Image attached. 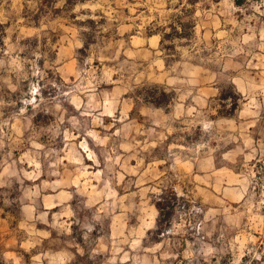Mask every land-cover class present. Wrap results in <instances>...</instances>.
Returning a JSON list of instances; mask_svg holds the SVG:
<instances>
[{"label": "rangeland", "instance_id": "obj_1", "mask_svg": "<svg viewBox=\"0 0 264 264\" xmlns=\"http://www.w3.org/2000/svg\"><path fill=\"white\" fill-rule=\"evenodd\" d=\"M0 24V215L17 237L32 202L39 250L79 251L71 264H264V0H0ZM137 49L216 75L207 112L154 125L142 108L174 92ZM161 123L218 170L175 171L151 144ZM12 248L0 264L32 263Z\"/></svg>", "mask_w": 264, "mask_h": 264}, {"label": "crops", "instance_id": "obj_2", "mask_svg": "<svg viewBox=\"0 0 264 264\" xmlns=\"http://www.w3.org/2000/svg\"><path fill=\"white\" fill-rule=\"evenodd\" d=\"M156 39V43L159 42V38L155 35L149 36L147 41ZM158 44V43H157ZM155 49V47L153 48ZM147 54L152 59L153 72L150 76V80L154 85L167 88V91L174 92V96L171 98L170 104L167 106L168 110L159 108H142L143 114H149L152 116V123L155 125V118H160L165 121L179 122L184 119H190L191 117H201L202 114L207 112L209 103L217 97L219 89L217 87V76L210 75V81L205 77L206 74L199 75V78L192 77V72L189 71L191 67L185 66V64H177V71H169V67L165 65V62L159 58H154V50L137 49L131 52L133 57L142 56ZM186 70L188 71L186 73ZM204 79V80H203ZM149 80V75H145L143 72L137 73L134 76L133 82L137 86L145 81ZM192 86H194L192 88ZM132 102V101H131ZM133 106V102L130 103ZM131 111V109H129ZM154 117V118H153ZM225 124H230V121L224 120ZM247 123V122H246ZM164 123L157 124L160 130L157 136L152 139L153 149L159 145L165 144L168 147V151L175 157L172 161L175 171H217L218 167L214 166L215 163L212 157H208V154L204 148H202V141H196L195 149L192 155L190 153L189 143L184 140L183 136L172 135V132L164 131ZM195 128L202 130L204 128V122L198 120L195 124ZM252 126V125H251ZM156 131V130H155ZM241 136V134H239ZM227 154L222 155V159ZM1 174V173H0ZM38 205V204H37ZM36 203L29 202L25 205L27 211H32V217L28 219L25 217L23 226L18 228L25 230V237L19 238L16 236V231L9 228L7 222L8 216L0 215V244L6 248L18 247L23 248L24 252L30 253L32 263L31 264H71L76 256L79 255V251L71 249H63L60 251H47L39 250L45 240L51 236L50 230L46 235H42L41 230L37 227V222L33 221V217H37ZM57 206V203H53L50 207H45V203L42 202V208L50 213ZM38 215V214H37ZM34 222V223H33ZM13 250V248H12ZM35 251V252H34ZM7 253L10 252V250ZM39 256V259H36Z\"/></svg>", "mask_w": 264, "mask_h": 264}, {"label": "trees", "instance_id": "obj_3", "mask_svg": "<svg viewBox=\"0 0 264 264\" xmlns=\"http://www.w3.org/2000/svg\"><path fill=\"white\" fill-rule=\"evenodd\" d=\"M80 2H84V1H86V0H79ZM235 4L238 6V5H240V0H235ZM177 23H178V25L179 26H181V28H184V27H188L189 25L186 23V24H184V23H181L180 21H177ZM170 29L173 31V32H176L175 31V27L174 26H172V24L170 25ZM150 35H155L156 33L154 32H150L149 33ZM3 35H4V25H1L0 24V42L2 41V38H3ZM163 39H164V37H162L161 38V44L163 43ZM166 48H171V47H166ZM155 89H157V88H155ZM160 96H161V98H162V100H165L166 99V93H165V91H161L160 92ZM146 100V99H145ZM147 102H149V103H151V104H153L154 106H156V107H158L159 105H156L155 103L156 102H154V101H148V100H146ZM155 206H156V208L160 211L161 210V204L158 202V203H155Z\"/></svg>", "mask_w": 264, "mask_h": 264}]
</instances>
